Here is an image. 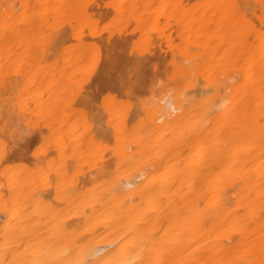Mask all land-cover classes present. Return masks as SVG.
I'll return each mask as SVG.
<instances>
[{
    "label": "bare ground",
    "instance_id": "6f19581e",
    "mask_svg": "<svg viewBox=\"0 0 264 264\" xmlns=\"http://www.w3.org/2000/svg\"><path fill=\"white\" fill-rule=\"evenodd\" d=\"M0 264H264V0H0Z\"/></svg>",
    "mask_w": 264,
    "mask_h": 264
}]
</instances>
